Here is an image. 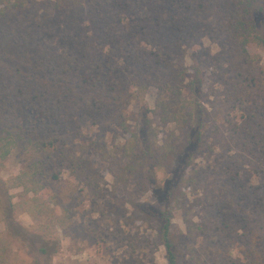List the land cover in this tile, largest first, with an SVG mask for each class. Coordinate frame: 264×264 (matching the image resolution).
<instances>
[{"label": "rangeland", "instance_id": "1", "mask_svg": "<svg viewBox=\"0 0 264 264\" xmlns=\"http://www.w3.org/2000/svg\"><path fill=\"white\" fill-rule=\"evenodd\" d=\"M38 1L39 17L28 21L45 20L51 24L43 26L46 35L70 42L54 46L55 52L65 53L82 38L84 50L100 57L110 46L99 40L113 25L123 44L132 43L134 80L146 78L148 89L135 85L133 98L124 99L133 104L122 108L121 98L106 116L87 120L84 133L92 137L97 131L101 144L84 152L93 171L82 177L65 172L42 193H26L12 178L35 156L16 150L0 159V239L8 262L168 264L155 216L164 204L156 191L164 193L177 166L165 153L184 147L188 129L165 130L153 110L157 85L183 72L179 79L193 102L190 130L200 133L202 143L170 203L178 263L264 264V44L251 36L243 48L233 28L235 11L247 16L243 8L252 0H170V17L163 22L155 13L144 18L140 5L131 4L129 20L118 21L96 0H85L84 11L75 16L56 12V0ZM198 70L203 85L190 90ZM120 79L130 86L133 77ZM132 132L137 147L154 156L130 173L123 170V145ZM8 221L24 227L21 237H13ZM41 246L48 253H40Z\"/></svg>", "mask_w": 264, "mask_h": 264}, {"label": "trees", "instance_id": "2", "mask_svg": "<svg viewBox=\"0 0 264 264\" xmlns=\"http://www.w3.org/2000/svg\"><path fill=\"white\" fill-rule=\"evenodd\" d=\"M84 1L56 0L54 9L60 14L75 16L84 11ZM96 1L101 6H107L109 14L119 17L118 21L129 20L131 4L144 7V18H150V13L160 17L161 22L170 17L171 6L166 5L170 0ZM39 4L41 1L38 0H0V159H7L16 150L33 154L34 160L30 159L26 167L12 178V183L15 187H22L26 193L36 195L65 172L82 177L87 171H93L91 160L83 154L101 143L97 131L94 137L84 133L89 131L87 120L106 116L110 111L109 105L121 98L120 107L133 104L134 100L131 103L130 98L128 102H124V99L127 96L133 98L135 85H138L136 89H148L146 78L139 76L134 80L137 72L132 69V63H136L135 56L132 59V43L127 41L123 44L117 36L120 32L114 33L113 25L99 40L101 44L110 46L101 52L100 57L89 55L84 50L86 42L82 38L71 42V47L65 53L55 52L54 46L69 45L70 42H66L65 38L58 41L46 35L43 26L45 30V25L49 27L51 24L45 20V24L28 21L32 17H39ZM113 7L115 11L111 9ZM243 9L247 16L244 18L243 14L235 11L238 18L233 24L236 35L242 38L241 45L244 48L251 36L264 44V37L261 36L264 31V3L252 0ZM122 26L125 34L129 24L126 22ZM113 45L114 50L110 53ZM137 49L135 54L139 56L141 47ZM121 54L125 60L119 64ZM127 74L133 77L130 86L120 79ZM193 75L188 86L190 90H200L203 77L199 70ZM179 77L184 78V73L180 72L171 83L157 85L153 110L160 117L165 130L180 129L182 132L188 129L184 147L176 153L171 146L169 152L165 153V160L172 164L177 160V166L164 193L156 191V197L162 199L164 204L155 216L168 264H179L170 212L173 189L183 182L186 166L192 165L202 143L200 133L190 130L192 112L188 108L193 102L185 97L186 86ZM153 133L157 135L156 130ZM137 144V133L132 132V137L123 145V155L127 157L124 171H139L145 167L144 160L151 161L154 156L138 148ZM138 165L140 167L136 169ZM7 208L10 210L9 205ZM7 224L13 237H21L24 227L11 221ZM39 250L42 254L48 253L47 246H41ZM7 254V246L0 239V264H10Z\"/></svg>", "mask_w": 264, "mask_h": 264}]
</instances>
